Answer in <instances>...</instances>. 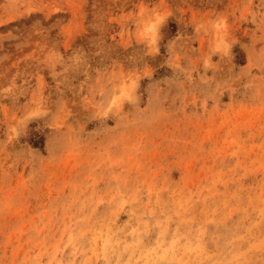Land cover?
<instances>
[{"label":"rangeland","instance_id":"374dc122","mask_svg":"<svg viewBox=\"0 0 264 264\" xmlns=\"http://www.w3.org/2000/svg\"><path fill=\"white\" fill-rule=\"evenodd\" d=\"M0 264H264V0H0Z\"/></svg>","mask_w":264,"mask_h":264}]
</instances>
